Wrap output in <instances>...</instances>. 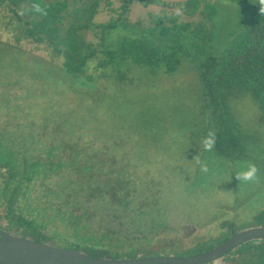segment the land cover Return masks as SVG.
Here are the masks:
<instances>
[{
  "label": "trees",
  "instance_id": "trees-1",
  "mask_svg": "<svg viewBox=\"0 0 264 264\" xmlns=\"http://www.w3.org/2000/svg\"><path fill=\"white\" fill-rule=\"evenodd\" d=\"M115 1L120 3L119 11L111 7L112 0H0V54L17 57L27 64L30 61L32 64L36 61L46 63L36 59H40L36 53L38 50L41 55L51 54L55 61H51V69L45 71L49 79L47 83L52 82L53 75H59L58 82L47 87L49 92L43 100L34 99V103L38 102L34 105H39V102L45 104L51 112L43 114L44 117L39 115L41 119L34 114L31 137L26 139L24 132L10 130L9 142L3 145L7 149L0 153V230L52 245H55L53 239L61 234L62 243H54L89 257L114 259L137 255H198L224 243L237 231L264 225L262 210L248 225L235 227L220 223L221 230L217 236L195 239L189 245L182 244L179 239L148 251L146 247L136 248L128 244L132 239L129 232L123 240L112 241L119 236L115 233L116 221L122 214H130L126 213L130 208L127 205L128 189L143 187L144 179L138 177L134 184L121 178L120 161L128 151V146L124 149L122 145L125 138L114 142L110 139L113 135H108L102 141L97 152L104 157L102 163L94 164L86 150L94 148L91 142L98 132H102L104 124L98 121L103 123V118L104 122L108 121L109 110L114 109L115 101L121 102L117 99L118 94L130 88L137 75H171L180 65H186L193 73L197 106L193 114H189L194 121L193 128H190L193 136L189 141L198 146V151L204 156L209 155L207 159L214 165H221V168L223 163H232L248 167L258 161H253L254 156L260 153L258 146L264 140V15L260 14L259 0H227L236 6V13L233 17L222 18L219 23L215 22L218 8L211 0H186L182 3ZM34 4L40 5L47 15L37 12ZM134 4L144 8L163 6L164 9L152 16L150 25L143 26L142 20L132 22L129 19ZM171 7H177L182 14L167 13L165 8ZM102 10L113 11L116 15L107 22L97 23L94 19ZM233 10L230 8L229 13ZM182 16L190 20L179 21ZM11 24L15 25L12 32L5 29ZM118 24L133 27L137 33L133 37H120L114 46H109L106 35ZM217 24L225 27L219 38H216L219 32ZM89 33L98 38L97 45L87 40ZM216 41L220 45L218 51L215 49ZM22 42L31 43V50L36 52L23 50ZM93 66L98 72L89 74L88 70ZM98 74L99 79L96 77ZM106 76L105 87L100 80ZM93 82H97L96 92L107 98L104 102L97 98ZM108 101L112 105L110 109L105 106ZM64 103L67 104L65 107ZM62 106L70 112L69 120L60 121L59 128L54 129L47 117L59 113ZM242 108L250 111L248 122L238 117ZM188 112L192 111L189 109ZM168 113L164 120L160 116L155 120L159 119L164 124L168 119L178 118L177 113ZM150 120L146 121L148 128L159 136H165L159 134L162 132L157 130L160 126L156 128L154 121ZM24 121L18 122L21 130L26 124ZM48 126L51 128L46 129ZM210 130L215 132V143L208 151L203 140ZM45 132L50 139L49 145L43 149L36 148L38 144L43 145L39 134L44 135ZM85 137L90 140H84ZM54 139L56 141L52 142ZM114 144L118 146V152L114 150ZM242 184L240 181V186ZM152 190L164 193L167 187H154ZM134 194L138 197L131 206H141L144 203L141 192ZM114 216L117 219L112 222ZM126 223L127 220L120 226L124 229ZM157 226L160 229L161 225ZM47 227L52 231L48 232ZM60 229L61 232L58 231ZM111 243L119 249L102 248ZM126 243L128 246L124 248ZM216 261L217 264H264V240L241 244Z\"/></svg>",
  "mask_w": 264,
  "mask_h": 264
},
{
  "label": "rangeland",
  "instance_id": "rangeland-1",
  "mask_svg": "<svg viewBox=\"0 0 264 264\" xmlns=\"http://www.w3.org/2000/svg\"><path fill=\"white\" fill-rule=\"evenodd\" d=\"M112 1L114 2L111 7L118 9L120 3L115 0ZM160 1L162 3H182L186 0ZM211 1L218 8V18L215 19V22L219 23L222 18L235 15L236 6L228 3L227 0ZM230 8H234L231 14L229 13ZM163 9V6L150 5L144 8L134 4L131 6L129 19L132 22L142 20L141 24L148 26L152 16L163 11ZM165 11L182 14L177 7L165 8ZM115 15L113 11L102 10L94 20L97 23L107 22L110 17H115ZM181 20L188 21L190 18L182 16L179 21ZM223 26L216 25L219 31L216 38L222 36L220 31L225 28ZM13 28H15L14 24L5 27L10 32L13 31ZM136 33L135 28L126 24H118L116 29L107 33L106 43L109 46H114L118 38L133 37ZM86 38L92 45H97L99 42L98 38L92 37L90 33L87 34ZM20 46L23 50L34 51L31 50L33 48L31 43L22 42ZM219 48L220 45L216 41L215 49L218 51ZM36 53L40 58L36 59L44 60L45 64L38 61L36 64H32L31 61L27 64V61L21 62L17 60V57L0 54V153L7 149L3 145L6 146L7 141L9 142L7 136L11 135L10 130L24 132L23 134L27 139V137H31V133L34 131V114L41 119L44 117L43 114L51 112L45 104L39 102V105H34L38 103H34V99L41 98L43 100V96L48 95L49 92L47 87L53 85V82L57 83L59 75H53L52 82L47 83L49 79L45 71L51 69V61L55 60L51 54L41 55L39 50ZM56 62L58 63L57 60ZM94 72L95 74L98 72L94 66L88 70L89 74ZM192 74L186 65H180L176 73L171 75L160 76L143 73L134 77L130 88L125 89L124 93L118 94L117 99H120L121 102L115 101L114 109L109 101L106 102L105 106L109 109L112 107L113 111L109 110L108 121L104 122V118L103 123L98 121L99 124H104L102 127L103 136H101L102 132H98L96 139L91 142L94 148L86 150V153L91 156L94 164L102 163L104 157H100L97 153L102 141L106 140L108 135H113L110 139L114 142L123 141L125 138L122 145H124V149L128 146V156L126 155L120 161L122 163L119 166L122 170L121 178H126L124 180L126 183L134 182V184L136 178L142 177L144 179L143 187L139 186L138 189L136 186L135 190H133L134 187L128 189L127 205H130V208L126 209V213L130 214L129 216L122 214L119 221H116L115 233L119 236L112 239L113 242L116 239L123 240L126 232H129L132 239H129L128 244L136 248L146 247L148 251L165 247V244L174 243L179 239L182 244L189 245L195 239L205 240L210 236H217L221 230L219 229L220 223L222 225L229 223L235 227L248 225L253 222L254 217L260 211L264 210V140L258 146L260 153L254 156L253 161H258L251 163L258 168L257 179L254 182H249V184L243 181L241 186L236 177L248 168L246 165L223 163L220 168L221 165L219 167L214 165L211 160L207 159L210 158L209 155L204 156L198 151V146L189 141L190 137L193 136L191 129L194 124L189 114H193V109L197 106V102H195V79ZM96 77L99 79L100 75L98 74ZM35 79H38L36 86L39 89L35 87ZM107 79L106 76L100 80L105 87L107 86L105 84ZM58 86L56 85V87ZM93 87L97 98L99 97L103 102L107 100L103 93L96 92L97 82H93ZM66 103L63 104L64 107L67 105ZM46 104L48 105V103ZM120 105L123 106L120 108ZM63 106L59 113L56 112L53 117H47L50 120L48 123L51 122L54 129L59 128L60 121L68 122L69 120L70 112L66 111ZM189 109L192 111L191 113L188 112ZM166 112L177 113L178 118L168 119L164 124L160 123L159 119L155 120V117L159 116L164 120L165 115H169ZM62 114L65 117L63 119ZM249 115L250 111L247 108L240 109L238 113V117H243V121L246 119L247 122ZM151 118L154 119L150 120ZM21 120H25L26 123L23 124L22 130L18 127V122ZM149 120L154 121L156 128L160 126L157 130H161L162 132L159 134L165 136H159L151 131L146 124V121ZM48 128L51 126L46 129ZM85 134L87 136V133ZM84 140L90 139L85 137ZM39 141L43 145L38 144L35 146L36 148L43 149L49 145L50 139H48L46 132L44 135L39 134ZM54 141L56 140H52V142ZM25 145L29 146L28 144ZM114 147V150L118 152V146L114 144ZM202 166H206L207 171H203ZM216 167L218 168L216 169ZM96 168L102 169L101 166H96ZM142 178L140 180H143ZM165 186L167 190L164 193L152 190L154 187ZM136 192H141L140 197H143L144 203L141 206L132 207L131 203L137 201L138 194H134ZM36 195L39 196V193ZM138 211L141 213L139 214ZM113 218L112 222L117 219L115 216ZM126 220V228L123 229L120 225H124ZM157 225H161L160 229H157ZM47 231L51 232L52 228L47 227ZM58 231L61 232V229ZM66 234L65 236L68 237L69 234ZM62 239L60 234V237L53 239L52 243L57 247L66 248L54 243L59 241L62 243ZM112 244L102 248L119 249ZM128 244L126 243L124 248ZM217 263L218 261H215L214 264Z\"/></svg>",
  "mask_w": 264,
  "mask_h": 264
},
{
  "label": "water",
  "instance_id": "water-1",
  "mask_svg": "<svg viewBox=\"0 0 264 264\" xmlns=\"http://www.w3.org/2000/svg\"><path fill=\"white\" fill-rule=\"evenodd\" d=\"M264 240V225L250 226L230 235L224 243L192 256L89 257L85 253L37 242L0 230V264H205L214 262L241 244Z\"/></svg>",
  "mask_w": 264,
  "mask_h": 264
},
{
  "label": "clouds",
  "instance_id": "clouds-1",
  "mask_svg": "<svg viewBox=\"0 0 264 264\" xmlns=\"http://www.w3.org/2000/svg\"><path fill=\"white\" fill-rule=\"evenodd\" d=\"M259 3L261 5L260 14L264 15V0H259ZM33 7L37 12H42L44 15H47V12L41 9L40 5L34 4ZM214 143H215V132L213 130H210L208 132L207 137L203 140V145L205 150L208 151L212 150V148L214 147ZM202 170L207 171L206 166H202ZM257 173H258V168L254 164H250L248 168L245 171L241 172L236 178L239 181L254 182L257 179Z\"/></svg>",
  "mask_w": 264,
  "mask_h": 264
}]
</instances>
